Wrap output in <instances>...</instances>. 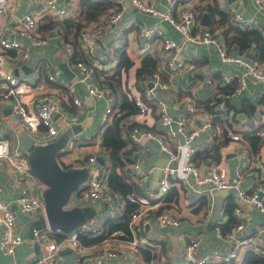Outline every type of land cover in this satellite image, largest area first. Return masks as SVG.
<instances>
[{
  "label": "crops",
  "instance_id": "crops-1",
  "mask_svg": "<svg viewBox=\"0 0 264 264\" xmlns=\"http://www.w3.org/2000/svg\"><path fill=\"white\" fill-rule=\"evenodd\" d=\"M147 1L153 2L161 8H165L169 3V0ZM180 1L192 2L195 0ZM43 2L44 0H18L10 10L11 22L18 20L25 11L32 9L41 10L40 23H42L44 16H49L42 11ZM57 2L70 9V16H73L75 19L80 18V0H57ZM206 2L214 4L213 0L201 1V3ZM112 3L113 7L101 14L99 18L82 21L85 24L78 34V41L80 43L78 45L81 47L82 57L94 63L95 80L101 84L108 83L113 85L117 103L121 102L125 92L134 96L142 91L143 79L146 75L144 77L141 75V79H138L136 70L146 53L155 58V69L160 70L162 78L170 83V87L168 88H161L155 85L154 90L166 102L169 112L176 118L187 114L188 107L192 103L208 107L205 106L207 105L206 100L216 96L217 91L215 90L221 85L222 73H234L241 70V67L236 63L225 61L214 43H197L185 39L183 32L172 23L156 17L150 12L140 10L131 0H112ZM232 3H235L236 8L232 7ZM218 4L220 8L232 13V15L236 10L246 15H256L257 21L254 28L260 30L264 36V11L255 0H218ZM116 9H122V16L114 24L107 26L104 23L105 16ZM205 11L209 12L210 23H204L201 20ZM199 21L203 27H212L210 11L204 10L199 15ZM149 24H157L162 33L145 41L146 39L142 38L139 33V28L142 25ZM214 28L221 42L228 49L240 52L235 45L227 43L224 36L225 27L223 25H216ZM40 29L42 32L48 34L47 40L42 44L32 45L30 55L26 58L22 56L21 52L11 50L10 55L6 56L5 61L3 63L0 62V75L4 69H7L25 78H28V73H34L33 77L35 79L39 77L37 73L39 69L38 64L42 63L45 69L47 65L60 68L58 64L60 61H64V59L73 70L71 78L61 70L66 79L72 80L77 78L79 74H82V71L76 66V62L70 59L72 50L69 47H73V44L69 41L62 43L56 30L43 31L41 25ZM52 31L53 33L50 34ZM84 32L92 33L97 38L96 45L91 52L85 50L80 41ZM9 35L26 42L29 41V39L20 36L14 30H10ZM164 36L174 39L178 45L175 48H167L164 43ZM116 47H126L128 55L133 59V64L129 68H122L119 72L116 70V64L119 59L118 53L114 50ZM252 49L248 52L254 53L255 57L251 58L257 59ZM248 52L244 54L247 55ZM104 53L108 58L100 59L101 54ZM174 55L182 61V66L176 71H170L169 59ZM247 56L250 57L249 55ZM57 57H60L59 62L56 61ZM23 65H25L26 71L21 69ZM207 76L213 77V86L205 83ZM43 77L40 72V80ZM55 84L57 83L50 82L52 86ZM76 91L83 99V109H79L74 103L65 99L60 102V109L56 112L55 117L60 129L59 134L66 131L67 128H73L74 125H77V130L70 135L68 144L63 152L69 146L73 136L82 137L85 139V144L69 151L71 155L65 158H62V152L60 161L71 166H86L87 161L84 157L86 158L87 153L94 149L98 155L103 156V162L100 161L101 163L111 165V158L102 142L104 129L102 127V113L105 108L106 98L93 97L88 92L86 84L83 81L76 82ZM227 99V106L233 111L235 125H240L241 128L251 125V115L253 114L258 119L264 121V81L248 78L246 87L240 93L232 92ZM245 102L248 104L247 107H245ZM0 110L5 116L4 121L0 122V129L4 130V133L12 140L13 145L20 143L23 131H19L20 129L17 128L18 118L12 113L11 106L8 103L4 104L0 107ZM76 114H78L77 118L72 119ZM138 119L141 126L153 127L154 130L163 134L173 146L184 143L185 133L191 129L193 124L199 121L198 117H194L193 121H188L185 124L182 131H177L175 122L161 126L154 110H151L149 114L139 116ZM40 131V134H38L39 131L32 134L33 138L45 141L42 139L43 131ZM85 135H89L91 139L87 140ZM209 136V133H205L196 138V140L191 141V144H196L198 147L194 155V162L198 163L203 171H208L211 163L215 160H223L227 164L228 174L231 179L236 178L239 167L243 169L244 176L241 183L247 187H251L261 176H264V143L255 153L251 151L249 145L246 151L248 158H244L241 155L243 150H240L238 144L236 147H234V144H230V140L233 139H220L219 137L216 140L217 142L215 138L209 142ZM125 137H128L130 140L124 147L127 154L132 158V161L137 160L141 163V170H132V172L126 170L128 163L126 164L127 182L132 183L139 191L155 187L159 181L161 166L168 162L169 156L167 151L161 147V143L155 138L145 136L141 143L136 144L129 137L128 132L127 134L125 133ZM236 142L238 143V141ZM214 143H218L217 151L213 146ZM78 155H83L84 157H81L83 160H80ZM151 165H154L153 169L148 171L147 169ZM117 169L120 172V168L117 167ZM109 170L111 171L110 168L105 171L104 178L107 186L115 191L114 198L92 201L81 196L78 190L73 193V203L94 204L96 206L97 213L95 217L84 226H97L100 228V232L103 226L107 225L105 224L107 217L122 215L128 203V200L124 197L125 192H123V189H112L113 186L109 183ZM11 173H14L12 167L8 166L4 159H0V183L2 185L0 198L10 203L11 206L15 204V208L13 209L17 216V228L23 236V241L16 246L14 253L3 251L1 248V237L4 226L0 224V264H19L26 258L36 257L42 250V245L35 239L32 231V226L35 225L33 222L40 213L37 215L35 214L36 212L29 214L20 209L15 203L19 184L16 183ZM33 174L34 172H31L27 177L33 184L34 192L43 196L46 184L41 186L39 182H35ZM232 203V208H228L227 205ZM236 204L242 206V215H238L234 211ZM162 209L168 210L180 222L178 224L160 223L157 219V213ZM40 212H42V209ZM232 216L238 220H245L244 227L239 229L237 234H252L258 240L257 243L264 249V230L259 229L264 225V211L255 205L242 202L237 195L235 186L216 187L209 181L197 183L194 181L192 175H189L187 180L179 178L176 185L167 192L165 201L161 205L152 208L149 221L145 225L142 226L137 221L135 223H138V225L133 227L132 224L134 223H130V217V231L127 232L123 228H115L101 241L90 244L94 246L95 253H102L104 247H109L117 252L114 256L104 255L106 257H104V261L101 264H141L148 259H155L160 263L173 262L174 264H182L184 261L183 247L189 234L198 237L201 253H208L215 248L221 251L227 250L231 246L232 240L219 235L216 231V225L226 223L230 229L233 228L235 224H231L230 222ZM89 233L97 234L99 231L95 233L89 231ZM51 234L56 239H60L63 235L59 231H53ZM133 239H136L139 243H131L130 240ZM63 247L68 248L63 252L60 251L61 249L59 250V264H86V256L78 252L72 245H65Z\"/></svg>",
  "mask_w": 264,
  "mask_h": 264
},
{
  "label": "built area",
  "instance_id": "built-area-1",
  "mask_svg": "<svg viewBox=\"0 0 264 264\" xmlns=\"http://www.w3.org/2000/svg\"><path fill=\"white\" fill-rule=\"evenodd\" d=\"M132 3L142 11H147L156 17L167 20L177 29L183 32L185 39L197 43H214L219 49L221 57L228 62L236 63L241 70L234 73H222L220 84L225 85L233 78H236L238 84L234 93H240L247 85L248 78L256 81H264V62L251 58L244 53L235 52L228 49L220 40L218 33L208 27H203L199 21V10L192 2H182L180 0H169L165 8H161L153 2L147 0H131ZM18 2V0H0V62L3 63L6 56L10 55V51H19L26 58L30 55L32 45L42 44L47 40L48 34L40 29L41 10H27L16 21L11 22L10 10ZM255 2L264 11V0H255ZM42 11L52 18H64L71 15V11L67 6L59 4L57 0H44ZM122 16V9H116L104 18L107 26L114 24ZM233 21L243 28L254 27L257 16L246 15L236 10L233 13ZM14 30L20 36L29 39L28 42L10 36L9 31ZM142 38L148 41L155 35L161 34L162 30L157 24L142 25L139 28ZM80 41L88 52H91L97 42L94 34L84 32ZM164 43L167 48H175L177 42L164 36ZM72 50V47H69ZM108 56L101 54L100 59H106ZM91 61L79 59L76 66L82 71L77 78L68 80L64 77L62 71L58 67L46 66L45 75L40 80L39 69L37 73L39 77L28 79L24 76L4 69L0 75V107L4 104L11 106L12 113L18 118L17 128L19 131H28L32 134L42 130V139L51 140L58 136L60 129L57 124L55 114L60 109V102L68 99L74 103L79 109H83V99L76 91V82L83 81L86 84L88 92L95 98H106V104L102 113L103 123H108L119 111L120 103H117L113 90V85L108 83H99L95 80V70ZM182 66V61L176 55L169 59V70L176 71ZM38 76V75H37ZM152 85H149V82ZM213 77L207 76L205 83L213 86ZM50 82H56L50 85ZM143 89L140 93L134 95V101L137 106V112H130L124 118L126 125L133 124L128 135L136 144L142 142L147 136L159 140L161 147L168 153V162L161 166L158 184L155 187L139 191L136 188L125 192L126 200L136 203L131 211L130 223L133 227L145 225L150 218L152 208L161 205L165 201L167 192L173 188L179 178L188 179L192 175L197 183L212 182L216 187H232L237 189V195L242 202L255 205L264 211V176H261L251 187L242 185L241 181L244 171L240 167L237 169L235 179H231L228 174L227 164L223 160H215L211 163L208 171H203L201 166L194 162V155L197 151V145L191 144L205 133H209V142L214 138H230L240 141L243 146L241 155L248 158L247 148L249 144L244 139V133L255 130L256 133L264 137V121L258 119L255 114L251 115L252 124L243 128L235 125L233 111L227 106L226 94L216 89L215 98L209 101L211 108L203 107L197 103H192L188 107V113L179 117H174L168 110L166 102L160 98L154 90V86L161 88L170 87L169 81L162 78L160 70L155 69L143 79ZM72 100V101H71ZM206 106V105H205ZM151 110L155 111L159 124L166 126L175 121L176 130H183L188 121H193L194 117H198V123L193 124L191 129L185 133V142L179 143L177 146L163 136L153 127H143L139 124L138 117L149 114ZM78 114L72 119L77 118ZM5 116L0 110V122L4 121ZM82 138V137H81ZM80 136H73L69 146L63 152L62 158L70 156L69 151L77 149L80 145L85 144ZM87 140L91 139L89 135H85ZM196 143V142H195ZM68 152V153H67ZM83 160V155H78ZM0 159H4L8 166L12 167L16 183L19 184V191L15 197V203L24 212L33 214L38 211L39 207L44 208L45 200L42 195L36 194L33 190V184L29 181L28 175L31 174L28 153L21 146V142L13 145L12 140L0 129ZM87 165L90 166L91 175L78 188L81 196L97 200H109L114 198L115 191L111 190L105 181L104 164L98 159L97 151L92 149L87 153ZM64 160V159H63ZM127 169L141 170L140 162L127 161ZM154 165L148 167V171L153 169ZM2 185L0 183V190ZM242 206L236 204L234 211L238 215H242ZM157 219L162 224H178L180 221L172 215L168 210L162 209L157 213ZM245 220H239L233 228L224 232L220 224L216 225V231L219 235L232 240V244L225 251L220 249H212L208 253H201L199 250V239L196 235L189 234L183 247L184 261L182 264H208L220 260L240 259L244 251L251 247L257 251L263 252V247L257 243V239L252 234L238 235L237 231L244 227ZM0 224H3V232L1 237V248L6 253H14L16 246L23 241V236L17 228V216L15 210L10 203L0 198ZM264 230V225L259 228ZM33 236L42 245L41 252L34 258H26L19 264H59V250L65 245H72L78 252L84 254L87 258L86 264H101L104 257L114 256L117 252L109 247H104L102 253H95L93 245L85 244L80 238L81 233L89 231L100 232L97 226L89 227L81 225L69 232L62 231L60 228L52 229L48 224L46 226H32ZM59 231L63 235L60 239H56L51 233ZM131 243H139L136 239L130 240ZM106 255V256H104ZM141 264H174L173 262L160 263L155 259H148Z\"/></svg>",
  "mask_w": 264,
  "mask_h": 264
},
{
  "label": "trees",
  "instance_id": "trees-1",
  "mask_svg": "<svg viewBox=\"0 0 264 264\" xmlns=\"http://www.w3.org/2000/svg\"><path fill=\"white\" fill-rule=\"evenodd\" d=\"M201 1L195 0L193 1V4L196 9L199 10V15L206 9L210 11L212 20V27L210 28L212 30H215L214 27H216V25H223L225 27L224 36L229 45H235L241 53L248 52L253 48L252 51L255 52L257 59L264 62V36L260 30L254 27L243 28L240 25L236 24L232 19V13L220 8L218 0H213L214 4L210 2L201 3ZM80 5L81 12L80 18L78 19H75L73 16L54 19L45 15L42 23H40L43 31L49 32L51 30H56L62 43H64L65 41H69L73 44L70 59L75 62L79 59H85L82 57L83 53L81 47H79L78 45L80 44L78 41V34L82 26L85 24L82 21L97 19L101 14L109 11V8L113 7L112 0H80ZM216 14H218L217 17H215ZM114 50L116 51V53H118L119 56L116 64L117 72H119L122 68H129L133 64V59L128 55L126 47H116L114 48ZM38 67L41 72V76H44L45 68L42 66V63L38 64ZM155 67V58L149 53L144 54L142 62L136 70L138 79H141V75H143V77L145 75L147 76L149 73L155 70ZM237 84L238 82L236 78H234L230 81V83L220 85L218 89L226 94L231 95V93L235 91ZM213 98H215V96ZM211 99L206 100V106H208L209 108H211V105L209 103ZM119 106L120 109L112 118V120L108 123H103L102 125V127H104L102 141L103 146L106 152H108L109 157L111 158V165L104 163V171L108 170V168L111 169V171L109 170V183L111 186H113L112 189L117 190L121 188L123 189V192H126L130 189L135 188L132 183H128L126 180L125 166L127 164V161L132 160V158L129 157L126 150L124 149V147L130 141L128 137H125V133L127 134L133 124L126 125L123 120L126 116H128V114H130V112H137L138 108L135 104L134 96H131L126 92L123 95ZM247 106L248 104L245 102V107ZM244 139L250 145L251 151L253 153L257 152L260 149L261 145L264 143V137L256 133L255 130L245 132ZM216 140H218V137L215 138V141ZM217 145L218 143L213 144L216 151L218 150ZM60 155L61 154H59V159ZM61 163L64 166H71L70 164H67L63 161H61ZM117 167L120 168V172L118 171ZM232 205L233 203L227 205V207L231 209ZM135 206L136 203L128 201L125 212L122 213V215L117 217H107L105 223L107 225L103 226L101 232L97 234H90L89 232L81 233L79 236L82 242L90 244L101 241L110 234L112 229L115 228H123L127 232L130 231L129 219L131 216V211ZM238 221L239 220L236 217L232 216L230 222L231 224H236ZM220 225L224 232H227L230 229V227H228L226 223H220ZM208 264H264V253L249 247L244 251L240 259L220 260Z\"/></svg>",
  "mask_w": 264,
  "mask_h": 264
},
{
  "label": "water",
  "instance_id": "water-1",
  "mask_svg": "<svg viewBox=\"0 0 264 264\" xmlns=\"http://www.w3.org/2000/svg\"><path fill=\"white\" fill-rule=\"evenodd\" d=\"M232 7L236 8L235 3H232ZM201 20L210 23L209 12L205 11ZM52 33L53 31L50 32ZM247 55L255 57L252 52ZM58 66L69 78L72 77L73 70L65 59L60 61ZM24 67L25 65L21 69L26 71ZM149 85H152L151 81ZM76 130L77 125H74L48 141L36 140L28 131L21 134V143L28 153L30 167L46 184L43 190L45 205L44 208L38 209H42V212L33 222L36 226L48 224L52 229L60 228L69 232L88 224L97 213L94 204L73 203V193L91 175L90 166H64L59 159V154L66 148L70 135ZM98 159L103 162L102 155H98ZM12 208H15V204ZM67 248L62 247L60 251H66Z\"/></svg>",
  "mask_w": 264,
  "mask_h": 264
},
{
  "label": "rangeland",
  "instance_id": "rangeland-1",
  "mask_svg": "<svg viewBox=\"0 0 264 264\" xmlns=\"http://www.w3.org/2000/svg\"><path fill=\"white\" fill-rule=\"evenodd\" d=\"M59 59H60V57H57L56 58V61L57 62H59ZM34 64H35V62H34ZM35 66V65H34ZM36 70V69H35ZM28 75V76H27ZM26 76L28 77V78H32L33 76H34V73H28ZM32 79H34V77L32 78ZM41 133V131H39L38 132V134H40ZM230 144H234V147H236L237 146V144H238V146L240 147V150L242 151L243 150V146H242V144H241V142H239L238 141V143L236 142V141H234V140H230ZM226 163V162H225ZM34 175V177H35V182H39V184L41 185V186H43V185H45V183L34 173L33 174ZM33 177V176H32ZM39 213H41L40 211H36V215L37 214H39Z\"/></svg>",
  "mask_w": 264,
  "mask_h": 264
}]
</instances>
